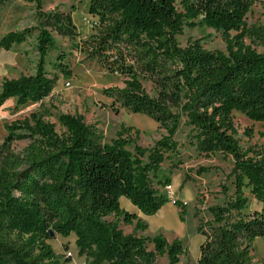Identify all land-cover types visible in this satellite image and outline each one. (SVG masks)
<instances>
[{"label": "trees", "instance_id": "1", "mask_svg": "<svg viewBox=\"0 0 264 264\" xmlns=\"http://www.w3.org/2000/svg\"><path fill=\"white\" fill-rule=\"evenodd\" d=\"M7 1L0 0V8ZM26 1L34 3L36 22L3 34L0 46L10 48L34 36L35 72L4 76L0 106L9 97L17 105L41 101L52 91L58 74L49 73L45 62L57 46V33L72 40L82 61L124 76L123 86L102 88L113 111L123 107L144 113L166 132L151 146L136 143L126 133L129 127L105 140L96 123L72 112H59L63 129L58 131L46 118V108L5 123L0 264H65L71 256L52 247L49 229L65 236L74 232L77 247L91 257V264H157V255L165 253V264L177 263L182 240L137 234L147 223L121 207L120 197L146 214L169 199L154 179L170 183L169 175L161 178L159 172L165 159L179 154L174 134L183 116L190 145L233 159L226 176L233 189L221 183L223 201L208 206L211 218L199 217L203 239L197 264H262L253 240L264 236V152L239 144L232 114L237 109L250 119L264 120V21L247 24L245 19L255 0H88L94 20L85 36L74 22V4L67 10L44 9L45 0ZM184 25L220 30L226 51L205 48L203 37L188 38L182 46L176 35ZM67 55L59 51L51 63L65 76L71 74ZM143 81L151 82L154 93ZM24 138L28 142L16 150L13 141ZM202 169L208 168L198 171ZM175 203L184 206L179 199ZM111 214L114 219L108 220ZM119 219L128 224L135 219L133 231L124 232Z\"/></svg>", "mask_w": 264, "mask_h": 264}, {"label": "rangeland", "instance_id": "2", "mask_svg": "<svg viewBox=\"0 0 264 264\" xmlns=\"http://www.w3.org/2000/svg\"><path fill=\"white\" fill-rule=\"evenodd\" d=\"M87 3L88 0H45L43 7L44 9L59 7L67 10L71 4H74L76 8L72 12L74 22L79 34L85 36L92 31L94 20L87 10ZM245 19L247 24L263 22L264 0H255ZM35 22L33 2L9 0L0 8V37L10 30L20 29ZM231 33L234 34L235 30H231ZM54 36L57 46L49 51L45 67L49 73L58 74L56 84L41 101H28L19 105L16 104L14 97H9L4 101L0 106V143L7 134L5 123L42 108L47 109L46 118L55 122L58 131L63 129L57 119L59 112H72L81 115L86 122L96 123L105 140L116 136L122 128L129 127L126 133L133 136L136 143L151 146L166 132L153 118L144 113L129 111L123 107L117 112L113 111L109 105L111 98L102 93V88L109 85L123 86L124 76L108 72L94 61H82L83 55L72 47V40L69 37L57 33H54ZM197 37H203L201 43L207 49L226 51L222 32L206 25L194 27L184 25L182 32L176 35L177 40L184 47L188 43V38ZM34 45L35 38L31 36L25 43L14 45L10 51L0 46V82L4 76L12 77L35 72L37 53ZM257 48L261 49V47ZM59 51L68 53L67 62L71 68L69 76L63 75L51 64ZM143 85L149 93H154L150 81H143ZM232 114L237 129L235 136L239 144L244 149L253 146L264 152V120L250 119L237 109H234ZM184 119L183 116L174 134V138L179 143V154L173 155L171 159H165L161 163L159 172L161 178L163 175H169L172 196L181 200L184 206L168 199L152 214L141 212L148 226L145 230H136V233L141 231L144 235L150 236L162 233L169 241L178 237L182 240L184 251L175 264H197L199 244L203 239L198 229L199 217L211 218L212 214L208 206L223 201L221 183L225 182L231 186L230 190L233 189L231 178L226 177L233 169V159L231 155L225 156L219 151L208 154L190 145L186 137L189 126L184 124ZM136 129L138 131L135 132ZM27 142L26 138L15 139L12 146L19 150ZM129 148L133 150V145H129ZM171 162H177V166L173 167ZM200 167L208 169L198 171ZM154 184L168 194L164 184H158L155 179ZM120 204L127 210H137V207L124 196L121 197ZM106 218L111 220L114 216L111 214ZM119 220L124 232L133 230L134 225ZM50 243L60 253L64 251L71 253L67 264H83L86 261V253L81 252L75 243L74 232L67 236L55 233L53 237H50ZM253 245L256 258L264 264V236H256ZM148 246L152 248L153 244L149 242ZM167 262L166 253L157 255V264ZM88 264L91 263L88 262Z\"/></svg>", "mask_w": 264, "mask_h": 264}, {"label": "crops", "instance_id": "3", "mask_svg": "<svg viewBox=\"0 0 264 264\" xmlns=\"http://www.w3.org/2000/svg\"><path fill=\"white\" fill-rule=\"evenodd\" d=\"M27 41V40H26ZM26 41H23V42H21V43H18V44H13L10 48H8L7 50H12L13 49V47H14V45H19V44H23V43H25ZM4 48V47H3ZM18 76V75H17ZM16 77V76H15ZM122 197V196H121ZM121 197H120V201H121ZM122 207V206H121ZM124 208V207H123ZM130 211H134L136 214H137V216L138 217H140V218H142L146 223H147V226H148V222L145 220V218H144V216L141 214V211L137 208V210H130ZM122 220V219H121ZM135 224V219L133 220V223H130V225H134ZM119 226L121 227V225H120V220H119ZM147 228V227H146ZM140 230V229H139ZM145 230V229H144ZM133 231V230H132ZM131 232V231H130ZM137 234H143V233H141V231H139V233H137ZM59 252V251H58ZM86 261H90V259H89V256H87L86 255ZM65 264H67V262L65 263Z\"/></svg>", "mask_w": 264, "mask_h": 264}, {"label": "built area", "instance_id": "4", "mask_svg": "<svg viewBox=\"0 0 264 264\" xmlns=\"http://www.w3.org/2000/svg\"><path fill=\"white\" fill-rule=\"evenodd\" d=\"M67 84H69L68 81H66ZM165 189L166 191L168 192V197H169V200L172 201L173 203H175V197L172 196V193H171V190H172V185L169 183V184H166L165 185ZM66 252V255L67 256H71V253L69 251H65ZM83 264H88L87 261H85Z\"/></svg>", "mask_w": 264, "mask_h": 264}, {"label": "water", "instance_id": "5", "mask_svg": "<svg viewBox=\"0 0 264 264\" xmlns=\"http://www.w3.org/2000/svg\"><path fill=\"white\" fill-rule=\"evenodd\" d=\"M55 234L54 230L53 229H49V235L50 237H53Z\"/></svg>", "mask_w": 264, "mask_h": 264}]
</instances>
